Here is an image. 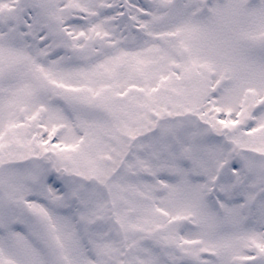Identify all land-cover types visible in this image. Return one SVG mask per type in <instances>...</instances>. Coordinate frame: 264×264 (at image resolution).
<instances>
[{"label":"snow or ice","instance_id":"obj_1","mask_svg":"<svg viewBox=\"0 0 264 264\" xmlns=\"http://www.w3.org/2000/svg\"><path fill=\"white\" fill-rule=\"evenodd\" d=\"M0 264H264V0H0Z\"/></svg>","mask_w":264,"mask_h":264}]
</instances>
